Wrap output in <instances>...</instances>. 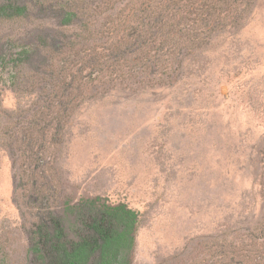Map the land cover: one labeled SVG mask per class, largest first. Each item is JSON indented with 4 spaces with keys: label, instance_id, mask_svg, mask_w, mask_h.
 <instances>
[{
    "label": "rangeland",
    "instance_id": "obj_1",
    "mask_svg": "<svg viewBox=\"0 0 264 264\" xmlns=\"http://www.w3.org/2000/svg\"><path fill=\"white\" fill-rule=\"evenodd\" d=\"M97 7L85 33L0 19V57L26 46L28 30L54 29L69 36L43 53L76 72L73 88L36 93L37 61L24 71L31 81L10 85L0 60V264H28L37 209L96 196L138 212L131 264H264V0L150 76L146 0ZM84 56L106 58L103 82L83 85ZM35 188L47 200L26 204Z\"/></svg>",
    "mask_w": 264,
    "mask_h": 264
},
{
    "label": "trees",
    "instance_id": "obj_2",
    "mask_svg": "<svg viewBox=\"0 0 264 264\" xmlns=\"http://www.w3.org/2000/svg\"><path fill=\"white\" fill-rule=\"evenodd\" d=\"M251 1L146 0V62L140 67H144L147 76L159 75L164 69L175 70L183 60L179 56L178 59H168L174 51L176 54L187 56L190 51L204 45L215 30L227 25H237V20L240 19L237 13H245ZM81 2H84L86 7H81ZM110 2L111 0H5L0 3V19L27 20L34 17L52 21L58 30L76 27L85 33L88 25L87 22L84 26L81 25L82 19H90L99 8L98 3L106 8ZM194 23H197L195 27L192 26ZM58 30L30 29L29 43L26 46L16 43L15 50H20L0 57L13 73L10 85H16L19 79L30 80L24 71L35 60L40 65L39 72L32 76L34 79L30 85H39L36 93L47 90L58 93L64 85L70 86L76 73L72 70V64V67L64 68L61 61L58 62L50 51L43 53L47 43L55 42L58 51L62 48V38L69 35H61L62 32ZM192 30L196 31L187 38V32ZM75 36L78 37L77 34ZM41 43L43 44L40 45ZM127 43L122 42L126 45ZM69 44L68 49L72 50L75 42L70 41ZM120 44L121 42H118L115 46ZM131 45L139 46L129 42L126 47ZM138 49L133 52L139 51ZM79 61L77 72L81 75L83 85L95 81L103 82L102 73L107 65L106 58L84 56ZM71 88L73 87L70 86ZM91 89L95 92L98 90L95 86ZM80 96V99L86 98V94L82 96V91L74 94L75 98ZM73 100L70 99L68 103L73 105ZM52 101L54 104L51 102L49 106L58 110L61 100ZM54 123L55 129L59 127L57 122ZM29 200L45 202L47 197L35 188L25 203ZM138 215L136 210L125 203H108L99 196L73 203L65 202L59 209H37L35 218L27 230L28 264H131Z\"/></svg>",
    "mask_w": 264,
    "mask_h": 264
}]
</instances>
